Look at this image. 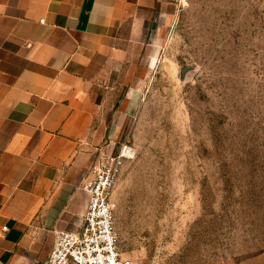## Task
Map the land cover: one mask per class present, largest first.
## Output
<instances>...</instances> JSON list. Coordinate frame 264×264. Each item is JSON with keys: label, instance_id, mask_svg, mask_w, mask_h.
<instances>
[{"label": "rangeland", "instance_id": "rangeland-1", "mask_svg": "<svg viewBox=\"0 0 264 264\" xmlns=\"http://www.w3.org/2000/svg\"><path fill=\"white\" fill-rule=\"evenodd\" d=\"M155 47L145 83L116 85L123 115L104 142L103 151L132 148L114 193L121 256L263 258L264 0H182Z\"/></svg>", "mask_w": 264, "mask_h": 264}, {"label": "crops", "instance_id": "crops-1", "mask_svg": "<svg viewBox=\"0 0 264 264\" xmlns=\"http://www.w3.org/2000/svg\"><path fill=\"white\" fill-rule=\"evenodd\" d=\"M181 6L0 0V264H40L59 232L81 230L82 184L123 115L116 85L146 82Z\"/></svg>", "mask_w": 264, "mask_h": 264}, {"label": "built area", "instance_id": "built-area-1", "mask_svg": "<svg viewBox=\"0 0 264 264\" xmlns=\"http://www.w3.org/2000/svg\"><path fill=\"white\" fill-rule=\"evenodd\" d=\"M131 154L127 143L119 152L97 154L82 184L89 201L81 230L59 232L48 258L40 264H131L120 254L114 214L115 188L123 161Z\"/></svg>", "mask_w": 264, "mask_h": 264}]
</instances>
